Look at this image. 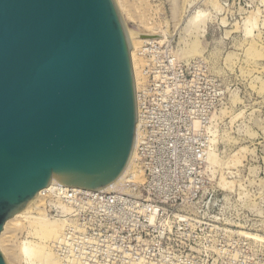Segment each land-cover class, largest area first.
I'll list each match as a JSON object with an SVG mask.
<instances>
[{
	"label": "rangeland",
	"instance_id": "374dc122",
	"mask_svg": "<svg viewBox=\"0 0 264 264\" xmlns=\"http://www.w3.org/2000/svg\"><path fill=\"white\" fill-rule=\"evenodd\" d=\"M122 1L126 30H164L142 49L145 66L164 77L169 58L193 80L195 142L180 129L167 148L155 129L113 202L60 216L44 199V216L67 222L46 243L54 259L29 263L19 253V241H39L23 222L1 238L7 264H264V0ZM194 11L206 17L201 34L183 30Z\"/></svg>",
	"mask_w": 264,
	"mask_h": 264
},
{
	"label": "water",
	"instance_id": "95a60500",
	"mask_svg": "<svg viewBox=\"0 0 264 264\" xmlns=\"http://www.w3.org/2000/svg\"><path fill=\"white\" fill-rule=\"evenodd\" d=\"M136 122L114 0H0V233L52 177L92 190L114 181Z\"/></svg>",
	"mask_w": 264,
	"mask_h": 264
},
{
	"label": "bare ground",
	"instance_id": "6f19581e",
	"mask_svg": "<svg viewBox=\"0 0 264 264\" xmlns=\"http://www.w3.org/2000/svg\"><path fill=\"white\" fill-rule=\"evenodd\" d=\"M114 2L116 4L119 16L121 20H123L124 17H126L125 15L123 16L126 10L125 4L123 3L122 0H114ZM128 17H129V14H128ZM205 21H206L205 14H202L200 11H194L188 18V21L183 27V30L184 32L193 30L195 33L198 32L199 34H201L204 28ZM142 23H143L142 31H138V30L134 31L132 29L126 30L125 25L123 24L126 37H127V41L130 47V58H131V65H132V70H133V78H134V85H135V92H136V104H137V122L135 126L134 141H133L130 156H129V159L127 161L125 168L114 181H112L110 184L106 185L105 187L99 188L97 190L80 188V187H75V186H67V185L60 183L56 177H52L51 182L47 187L41 189L33 199H31L21 210H19L17 213H15L12 217H10L5 222L3 231L0 233V249L1 251H3V254L5 255L6 259H9V256L6 254L5 252L6 250L3 249L1 245V238H3L2 236L6 232L7 228H9L10 226L12 227L21 226L23 222H27L29 224L30 228L28 229L29 230L28 233L37 237L39 241L37 243H33L32 241H29L26 239L19 241L17 243L19 253L22 256H25V258L29 261V263H35L38 261H42V262L44 261L47 263L48 261L54 259L52 257V253L50 252V250L47 249L46 243L48 241L55 242L56 240H58L61 234L64 233L63 231L65 228V225L67 226V224L65 223L67 222H65L64 219L62 220V219L53 218L54 220H51L52 218L51 219L47 218L46 215L44 216L43 210H41L38 207L42 202L44 203L43 194L47 189L58 187L62 190L83 192L86 194H90V193L94 194L95 192H100V193L113 192L114 190L122 189L121 187L123 186V183H126L125 181L128 178L130 172L131 173L135 172L134 168L136 166V159L138 156L137 149H138V144L140 142L141 134H142V128H141L142 114H141V94L140 92L142 88L145 86L143 84L145 83V80L147 77L144 71L145 58L143 57L141 51L144 48V46L147 45L148 42H152L153 40L154 41L157 40L159 42L164 37L163 36L164 30L157 23H152V22H142ZM196 123H197L196 126L199 127L198 119H196L194 122V128H195ZM194 131L196 130L194 129ZM135 176L139 178L140 174L135 175ZM34 212L36 214H33ZM52 264H59V263L53 260Z\"/></svg>",
	"mask_w": 264,
	"mask_h": 264
},
{
	"label": "built area",
	"instance_id": "2783aa9c",
	"mask_svg": "<svg viewBox=\"0 0 264 264\" xmlns=\"http://www.w3.org/2000/svg\"><path fill=\"white\" fill-rule=\"evenodd\" d=\"M166 61L163 67L166 74L164 77H161L160 74L159 78L156 77L155 72L152 71L154 70L152 66H144L147 78L149 75L154 78L152 77L153 80H151L150 85L144 86L140 92L142 134L137 153L139 150L141 151V147L146 144V139L153 135L155 129H159L166 136L167 148H171L172 141L175 142L179 135L182 137V133L183 138L181 139L189 145L194 143L196 139L194 122L198 114L195 104L189 97L194 93L193 80L172 71L170 67L173 65V61L169 58ZM180 129L183 131L181 134H179ZM173 131L177 132L175 138L170 135ZM116 194H118V189L113 192L86 194L53 187L47 189L43 197L50 201L47 204L50 211L60 216H74L76 210L83 209L84 204L91 205L103 200L113 202V198L117 197ZM62 206H67L69 210L65 211Z\"/></svg>",
	"mask_w": 264,
	"mask_h": 264
}]
</instances>
